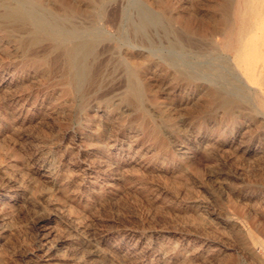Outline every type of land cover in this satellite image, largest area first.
Returning a JSON list of instances; mask_svg holds the SVG:
<instances>
[{"label": "rangeland", "instance_id": "obj_1", "mask_svg": "<svg viewBox=\"0 0 264 264\" xmlns=\"http://www.w3.org/2000/svg\"><path fill=\"white\" fill-rule=\"evenodd\" d=\"M215 1L0 0L32 21L0 19V264H264V108Z\"/></svg>", "mask_w": 264, "mask_h": 264}, {"label": "bare ground", "instance_id": "obj_2", "mask_svg": "<svg viewBox=\"0 0 264 264\" xmlns=\"http://www.w3.org/2000/svg\"><path fill=\"white\" fill-rule=\"evenodd\" d=\"M36 1L38 2L39 0ZM87 1L90 4V6L87 5L89 13H96L95 9H99L102 6V0ZM97 6L98 8H96ZM65 9V13L68 15L75 11L74 8ZM16 10L0 14V19H14L20 23L30 22L32 24L28 17L16 16ZM208 10L210 15L201 21L203 30H206L213 38L217 36L221 38L216 43L218 49L233 53L236 76L245 86V90L250 91L254 95L253 98L257 101L254 106L257 109L258 107L264 108V92L262 88L250 82L246 75L258 76L259 81L264 85V0H216L209 6ZM99 13L102 12L100 11ZM259 23L261 25L258 27ZM33 26L37 29V25ZM187 26L191 33H195L191 22H188ZM43 36L45 40H56V37L49 32L44 33ZM72 59L71 51L67 50L65 52L67 66L72 64ZM239 63L242 64L246 72L238 68ZM178 72L179 74L183 73L182 71ZM185 76L195 80V76L188 74ZM130 91L136 94L134 86L131 87ZM242 93V89L227 91L220 87H213L208 90L206 96L208 104L221 109L225 115L235 116L237 115V110L243 108L245 97ZM253 120L256 126L264 127L258 117H254Z\"/></svg>", "mask_w": 264, "mask_h": 264}]
</instances>
